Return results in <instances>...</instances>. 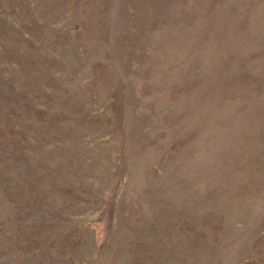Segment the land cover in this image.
I'll use <instances>...</instances> for the list:
<instances>
[{"label":"rangeland","instance_id":"374dc122","mask_svg":"<svg viewBox=\"0 0 264 264\" xmlns=\"http://www.w3.org/2000/svg\"><path fill=\"white\" fill-rule=\"evenodd\" d=\"M0 264H264V0H0Z\"/></svg>","mask_w":264,"mask_h":264}]
</instances>
